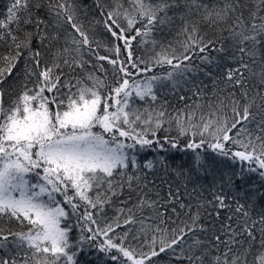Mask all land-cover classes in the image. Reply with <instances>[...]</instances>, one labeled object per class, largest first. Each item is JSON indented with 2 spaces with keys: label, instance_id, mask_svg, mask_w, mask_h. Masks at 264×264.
Segmentation results:
<instances>
[{
  "label": "snow or ice",
  "instance_id": "1",
  "mask_svg": "<svg viewBox=\"0 0 264 264\" xmlns=\"http://www.w3.org/2000/svg\"><path fill=\"white\" fill-rule=\"evenodd\" d=\"M0 264H264V0H6Z\"/></svg>",
  "mask_w": 264,
  "mask_h": 264
},
{
  "label": "trees",
  "instance_id": "2",
  "mask_svg": "<svg viewBox=\"0 0 264 264\" xmlns=\"http://www.w3.org/2000/svg\"><path fill=\"white\" fill-rule=\"evenodd\" d=\"M4 3H6V0H0V10H2V5ZM82 3L85 5H91L93 3V0H82ZM117 231H119V229Z\"/></svg>",
  "mask_w": 264,
  "mask_h": 264
}]
</instances>
